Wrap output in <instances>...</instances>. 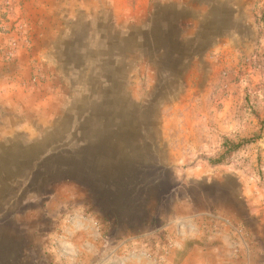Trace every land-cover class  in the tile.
I'll return each mask as SVG.
<instances>
[{"label":"rangeland","instance_id":"obj_1","mask_svg":"<svg viewBox=\"0 0 264 264\" xmlns=\"http://www.w3.org/2000/svg\"><path fill=\"white\" fill-rule=\"evenodd\" d=\"M0 221L57 264H264V0H2Z\"/></svg>","mask_w":264,"mask_h":264},{"label":"crops","instance_id":"obj_2","mask_svg":"<svg viewBox=\"0 0 264 264\" xmlns=\"http://www.w3.org/2000/svg\"><path fill=\"white\" fill-rule=\"evenodd\" d=\"M94 221L80 220L78 223L80 226L78 230L89 231L92 234L93 239L95 235L92 232V223ZM34 242V241H33ZM27 242L22 238L14 228L6 226V224L0 221V264H57L53 249L49 247L35 248L36 245ZM93 246L89 242H80L78 246H74L72 243L68 244L67 249L60 252L61 257L65 259V262H75L76 264H90V258ZM77 247V257L73 259L74 254L71 251ZM38 249V250H37ZM93 257V253H92Z\"/></svg>","mask_w":264,"mask_h":264},{"label":"trees","instance_id":"obj_3","mask_svg":"<svg viewBox=\"0 0 264 264\" xmlns=\"http://www.w3.org/2000/svg\"><path fill=\"white\" fill-rule=\"evenodd\" d=\"M254 141V138H248V139H242L239 140L237 142H232L227 138L223 139L222 145L227 147V151L231 152V151H236L237 149H239L241 146H243L246 143L252 142ZM210 162L217 164L221 162V157L216 158V159H211Z\"/></svg>","mask_w":264,"mask_h":264},{"label":"built area","instance_id":"obj_4","mask_svg":"<svg viewBox=\"0 0 264 264\" xmlns=\"http://www.w3.org/2000/svg\"><path fill=\"white\" fill-rule=\"evenodd\" d=\"M2 0H0V3H1Z\"/></svg>","mask_w":264,"mask_h":264}]
</instances>
